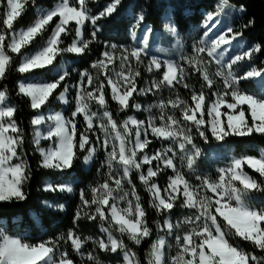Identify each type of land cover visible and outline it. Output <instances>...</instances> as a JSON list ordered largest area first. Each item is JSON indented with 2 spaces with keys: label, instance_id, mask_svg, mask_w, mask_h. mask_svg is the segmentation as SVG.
<instances>
[{
  "label": "snow or ice",
  "instance_id": "obj_1",
  "mask_svg": "<svg viewBox=\"0 0 264 264\" xmlns=\"http://www.w3.org/2000/svg\"><path fill=\"white\" fill-rule=\"evenodd\" d=\"M121 10L127 11L124 0H54L48 6L0 0V204L29 197L33 169L26 146L39 154L38 168L61 175L77 162L83 169L99 165L98 179L79 190L66 232L33 243L10 234L0 216V264H104L101 254L118 257L116 264H264V147L249 145L258 154L237 155L228 143L264 138V67L254 63L264 44L243 40L254 20L237 29L234 20L244 6L215 0L203 14L201 34L189 43L170 14L157 30L143 8L133 6L125 43L101 41L102 21ZM29 12L32 22L17 28ZM158 34L170 46L154 52ZM90 54L96 58L88 67H73ZM13 70L23 77L15 95L35 110L30 142L2 83ZM37 71L50 78H36ZM250 81L257 91L247 90ZM149 96L152 102H138ZM54 104L73 110L65 115ZM133 111L144 119L127 114ZM154 140L160 147L150 152ZM42 191L59 196L76 189L73 182L47 178ZM40 203L65 208L54 200ZM177 208L186 214L174 216ZM150 212L158 219L150 221ZM81 220L98 222L99 234L82 235Z\"/></svg>",
  "mask_w": 264,
  "mask_h": 264
},
{
  "label": "trees",
  "instance_id": "obj_2",
  "mask_svg": "<svg viewBox=\"0 0 264 264\" xmlns=\"http://www.w3.org/2000/svg\"><path fill=\"white\" fill-rule=\"evenodd\" d=\"M45 6L50 5L54 0H42ZM104 0H101L103 3ZM125 8L127 11L121 10V13L113 18L102 21L105 25L103 34L100 36V40H111L113 43H125L127 37L125 36V28L129 23L127 17L132 10L133 6L143 8L146 13L147 23L153 26L157 30L162 29V25L166 22L165 15L171 12L173 20L179 25L181 34L186 42H191L192 38L201 34L198 32L196 36L190 37L189 35L195 31V28L200 26V22L203 19V14L213 10L215 0H124ZM231 3L239 7L243 5L246 9L245 13L237 16L234 20V25L239 29L242 25L246 24L249 20H254V25L243 31V40L247 42L248 46L256 42L264 44V0H231ZM93 7V11H96ZM34 19L31 12L27 13L16 25L17 28L26 27ZM159 35V34H158ZM160 42L163 46L169 47L167 40H163L160 37ZM39 43V42H38ZM36 45L29 51L34 50ZM96 46H94V51ZM96 58L94 55H89L84 58L81 63L74 64L73 67L84 68L88 67L91 60ZM264 54H260L254 63L257 67H264ZM151 74H148L150 76ZM36 78H50V74L37 71L34 73ZM22 74L15 72L14 70L9 73L7 81L2 82L6 84L9 89L10 102L15 103L19 107L16 119L21 126L25 129L29 137H31L30 119L35 114V110L29 107V101L24 97H17L15 95L16 81L22 79ZM147 79V76L145 77ZM194 79V78H193ZM256 81L247 82L245 87L249 91H257ZM177 91L181 96L187 98L189 93L183 88H178ZM167 95V93H165ZM153 97L138 98V102L147 104L152 102ZM55 108L60 109L61 105L54 104ZM110 108L115 109L114 102H110ZM73 110L71 106H67L65 115H70ZM128 115L136 114L139 119H144V115L137 114L134 111L128 112ZM122 118V117H121ZM82 125L83 121L80 120ZM228 143L234 149L235 154L247 152L248 154H258L254 148H249V145L264 147V138L260 136H253L252 138H229ZM160 147V142L154 140L149 147V151H154ZM202 147H205L202 145ZM26 152L28 153V161L33 169V179L29 182L28 192L29 197L25 202L18 204H0V216L3 217V225L9 231L10 234L25 235L31 242H36L39 239H47L48 236L58 235L61 232L73 226V217L75 215L77 207L80 205L79 190L81 188L87 189V186L92 184L94 180L98 179L96 168L98 164L94 163L90 169H83L81 164L77 162L75 167L64 175L59 173L50 172L49 170L40 169L37 167L39 160V154L34 152L31 146H26ZM102 159V157H97ZM211 162V161H210ZM213 167H216L213 164ZM51 178L57 182H73V186L76 189L72 194L65 193L59 196H53L42 191V182ZM164 178H160V182L163 183ZM138 184V182H137ZM138 190L142 197V200L147 206L148 195L138 184ZM49 199L65 205L63 211L57 209H47L41 205V201ZM182 213L181 209L177 208L174 216H178ZM34 216L39 217V222L33 219ZM158 219V216L150 212L149 220L154 221ZM78 227L82 235L96 236L99 234L98 222L92 223L87 220H81L78 223ZM241 247L246 251H251L252 246L247 242H239ZM149 247L148 243L143 244L138 252L143 257ZM174 254V252L172 253ZM101 259L104 264H116L118 257L108 254H101Z\"/></svg>",
  "mask_w": 264,
  "mask_h": 264
},
{
  "label": "rangeland",
  "instance_id": "obj_3",
  "mask_svg": "<svg viewBox=\"0 0 264 264\" xmlns=\"http://www.w3.org/2000/svg\"><path fill=\"white\" fill-rule=\"evenodd\" d=\"M199 28H200V26L196 27V28H195V31L192 32V34L189 35V36H190V37H192V36H193V37L196 36V34L199 32V31H198ZM199 35H200V34H199ZM197 36H198V35H197ZM197 36L194 37V38H197ZM158 38H159V35H158ZM194 38H192L191 40H193ZM160 46H163V45H161L160 43H158L157 46H156L155 48L160 47ZM163 47H165V46H163ZM153 49H154V48H153ZM52 107L55 108V106H53V105H52ZM55 110H57V111H64V112H65V107L62 106L60 109L55 108ZM42 144H44V146H47L45 142H42ZM69 194H72V193H69ZM173 252H174V250L172 251V253H173Z\"/></svg>",
  "mask_w": 264,
  "mask_h": 264
},
{
  "label": "crops",
  "instance_id": "obj_4",
  "mask_svg": "<svg viewBox=\"0 0 264 264\" xmlns=\"http://www.w3.org/2000/svg\"><path fill=\"white\" fill-rule=\"evenodd\" d=\"M168 14H170V15L172 16V18H173V15H172L171 12H168L166 15H168ZM166 15H165V19H166ZM159 39H160V36H159V38L157 37V43H156L155 45H153V48H154L153 51H154V52H155V50H156L155 47L157 46L158 43H160L161 45H163L162 42H160Z\"/></svg>",
  "mask_w": 264,
  "mask_h": 264
}]
</instances>
